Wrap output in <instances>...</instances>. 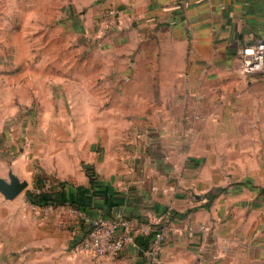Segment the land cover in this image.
<instances>
[{
	"label": "crops",
	"instance_id": "0c3cea01",
	"mask_svg": "<svg viewBox=\"0 0 264 264\" xmlns=\"http://www.w3.org/2000/svg\"><path fill=\"white\" fill-rule=\"evenodd\" d=\"M70 1L89 6L85 16L121 11L102 44L117 60L98 66L94 123L43 169L72 200L93 192L92 214L120 209L145 229L118 264H153L159 224L157 264H264V73L243 70V51L264 39V0ZM11 168L28 183L20 160ZM27 209L21 197L25 249L60 227L78 237L71 220Z\"/></svg>",
	"mask_w": 264,
	"mask_h": 264
},
{
	"label": "rangeland",
	"instance_id": "374dc122",
	"mask_svg": "<svg viewBox=\"0 0 264 264\" xmlns=\"http://www.w3.org/2000/svg\"><path fill=\"white\" fill-rule=\"evenodd\" d=\"M79 6L70 0H0V173L5 169L9 181L20 160L29 179L12 200L0 193V264H118L115 256L97 260L76 250L61 227L29 245L35 250L22 247L30 237H18V200L28 202L31 190L57 183L42 166L63 156L84 120L94 123L98 66L117 60V53L102 48L108 30L92 18L102 5L86 16L89 6ZM25 252L32 253L22 257Z\"/></svg>",
	"mask_w": 264,
	"mask_h": 264
},
{
	"label": "built area",
	"instance_id": "2783aa9c",
	"mask_svg": "<svg viewBox=\"0 0 264 264\" xmlns=\"http://www.w3.org/2000/svg\"><path fill=\"white\" fill-rule=\"evenodd\" d=\"M121 11L115 7H107L96 18L97 25L105 30H111ZM243 70L246 73L264 72V39L247 47L243 51ZM55 184L46 188H35L31 193L38 195L42 192L51 193ZM56 187V186H55ZM27 199V197H26ZM28 200V199H27ZM39 216H56L72 221L79 230L78 237L73 246L76 250L90 255L93 259H102L118 255L125 245L133 243L138 234L145 231L143 227L136 226L132 219L124 215L120 209L109 214H91L76 204L44 202L42 204L26 202ZM167 227L159 224L151 229L150 244L147 250L153 264H157L162 243L165 239Z\"/></svg>",
	"mask_w": 264,
	"mask_h": 264
},
{
	"label": "trees",
	"instance_id": "16d2710c",
	"mask_svg": "<svg viewBox=\"0 0 264 264\" xmlns=\"http://www.w3.org/2000/svg\"><path fill=\"white\" fill-rule=\"evenodd\" d=\"M86 173L89 177V181L91 185L95 184V176L92 172H90L89 169L86 168ZM38 187H40L39 183H36ZM56 186V187H55ZM53 191L51 193L47 192H42L38 195H35L31 192L27 193V199L30 202L42 204L44 202H54V203H64L68 202L70 204H76L79 207L85 209L88 213H91V205L93 202L91 201L92 195L94 194L93 192L89 191L86 189L84 190V193L82 195V198L80 201L72 200L66 196L65 193V182H57L55 184ZM92 214V213H91Z\"/></svg>",
	"mask_w": 264,
	"mask_h": 264
},
{
	"label": "water",
	"instance_id": "95a60500",
	"mask_svg": "<svg viewBox=\"0 0 264 264\" xmlns=\"http://www.w3.org/2000/svg\"><path fill=\"white\" fill-rule=\"evenodd\" d=\"M8 177L9 181L0 178V193L6 200H12L27 187V182L19 181L12 173Z\"/></svg>",
	"mask_w": 264,
	"mask_h": 264
}]
</instances>
